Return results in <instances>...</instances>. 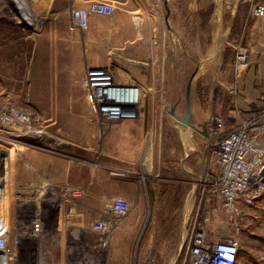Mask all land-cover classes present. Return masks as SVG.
I'll use <instances>...</instances> for the list:
<instances>
[{"label":"rangeland","instance_id":"obj_1","mask_svg":"<svg viewBox=\"0 0 264 264\" xmlns=\"http://www.w3.org/2000/svg\"><path fill=\"white\" fill-rule=\"evenodd\" d=\"M98 2L0 0V264H188L198 228L212 242L239 243L238 203L229 214L209 191L218 174L209 124L217 117L223 133L263 106L259 99L243 111L231 101L248 59L264 63V17L252 14L263 1L171 0L165 18L160 0H143L132 27L147 43L135 40L133 57H120L115 38L100 31L116 10L75 24L74 11ZM93 18L99 32L87 37ZM194 71L183 126L174 116L185 115ZM85 80L94 94L95 85L115 84L100 92L117 87L124 117H102ZM135 80L140 91L127 88ZM28 131L32 142L11 143ZM32 152L39 181L27 182L35 170L21 163ZM224 215L233 217L232 235ZM246 247L237 264H264V234Z\"/></svg>","mask_w":264,"mask_h":264},{"label":"built area","instance_id":"obj_2","mask_svg":"<svg viewBox=\"0 0 264 264\" xmlns=\"http://www.w3.org/2000/svg\"><path fill=\"white\" fill-rule=\"evenodd\" d=\"M254 6L253 16L264 17V0ZM115 8L106 2L93 3L89 7L74 11L75 24L85 28L90 15L111 16ZM236 61H243L238 57ZM83 85L92 99L101 105L106 102L105 94L95 95L89 83ZM100 98V102L98 100ZM263 106L247 117L245 121L231 127L223 133L218 132L223 125L220 119L213 117L209 124L210 137L215 139L213 153L218 165V174L210 185L213 194H217L220 206L229 214H236V204L242 202L252 206L264 192V96ZM116 106V105H115ZM111 105V107H115ZM109 108V107H108ZM106 108V109H108ZM103 109V107H102ZM119 109V107L117 108ZM121 112V111H120ZM119 115V111H116ZM129 116V115H128ZM7 119V118H4ZM110 120V119H109ZM121 212V207L117 208ZM239 243L234 236L220 242L206 239L205 232L199 228L192 231L187 251L188 264H237ZM7 256V244L0 240V257Z\"/></svg>","mask_w":264,"mask_h":264},{"label":"crops","instance_id":"obj_3","mask_svg":"<svg viewBox=\"0 0 264 264\" xmlns=\"http://www.w3.org/2000/svg\"><path fill=\"white\" fill-rule=\"evenodd\" d=\"M104 2H108L110 4L115 5V3H118L120 5L114 6L116 12L115 15L111 18L106 19L103 18V28L100 29L101 32L104 34L112 35L108 39L112 37V40L115 38L116 46L118 47L120 53L119 56L123 57L124 54H126L129 57H133V53L131 51L134 50L135 53V46L133 43L135 40L137 41H143L147 43V36L145 35V38H143V35L141 36L142 39H139L137 37V34L135 33L133 22L134 19L132 18V14L136 13V11L139 10V8L143 7L144 2L143 0H103ZM94 19V18H93ZM89 21V28L87 29L86 36L88 37L89 34L96 32L98 33L99 30L96 27V25H93V21H96V19ZM142 23L144 22L141 20ZM144 24V23H143ZM166 24V23H165ZM135 28H139V25L137 23L134 24ZM94 28V31L92 29ZM134 35V38H133ZM85 36V35H84ZM114 37V38H113ZM145 39V40H143ZM70 47V44H69ZM146 49H148L146 47ZM150 48L148 53H145V57L141 59V61H147V58L152 57V53L150 52ZM115 51V50H114ZM145 51V50H144ZM146 59V60H145ZM148 62V61H147ZM90 73L86 71V75L88 76ZM160 73H162V70H160ZM236 70V74H238ZM95 73H92L90 77H94ZM244 76V81L239 82L237 92L238 96L233 97L231 99L232 104L236 106H240L243 111H247L250 107L257 105L259 103V99L261 95H264V63L260 62V59L257 58V56H251L248 59V64L245 69V71L242 73ZM93 80V79H92ZM90 79V81H92ZM137 82V85H128L127 88L132 89L133 91H140L139 87H143L141 82ZM135 82V83H136ZM70 83V82H69ZM98 84V83H97ZM140 84V85H139ZM109 85H115L112 83L108 84H98L94 87H108ZM138 89V90H137ZM142 89V88H141ZM258 106V105H257ZM231 128V127H230ZM262 146L264 147V138L261 142ZM31 155V156H30ZM27 161L26 163H21L23 165H27V169H32L35 172L31 173L28 177L27 182H33L34 179L39 181V173L36 172V169L38 165L33 166V155L32 153H27ZM32 165V168L29 165ZM17 163V170H22L23 165H20ZM36 173V174H35ZM24 180L23 177L18 178L16 176L15 181L17 180ZM34 184V183H33ZM237 207L239 209V215L237 216L239 221V247L240 250L244 248V245H247V249H250V246L257 245L259 242H261V238L264 234L263 230V221H264V195H262L259 199L255 200L254 204L252 206H247L242 202H239L237 204ZM224 220V229L226 233H229V235H232L234 224L233 223V217L230 216L229 219L226 215L223 217Z\"/></svg>","mask_w":264,"mask_h":264},{"label":"bare ground","instance_id":"obj_4","mask_svg":"<svg viewBox=\"0 0 264 264\" xmlns=\"http://www.w3.org/2000/svg\"><path fill=\"white\" fill-rule=\"evenodd\" d=\"M169 10H171V9H169ZM171 12V11H170ZM171 14V13H170ZM216 43H217V41H216ZM217 45V44H216ZM213 53H214V51H213ZM216 56V55H215ZM213 58V57H212ZM198 75V74H197ZM90 87V86H89ZM111 88H113L114 89V93L113 94H111V95H108L107 93H105V92H103V91H101L100 92V90H101V87L100 88H97L96 90H95V94L96 95H100L101 94V96L103 95V94H105V98H106V101H107V103L106 102H100V98L98 97V100H99V102L100 103H105L104 105H101V104H99L98 102H96L97 104H98V106H99V108H100V113H101V115H102V117H105V118H109V119H115V118H119V117H124V115H125V113L123 114V112H125L124 111V107H125V105H124V103L123 102H121L119 99H118V96H117V87L116 86H111ZM90 89H92L91 87H90ZM94 91V89H92V92ZM111 105H116L115 107H111ZM102 107H103V109H102ZM109 107V108H108ZM119 107V109H117ZM106 108H108V109H106ZM116 111H119V115L116 113ZM121 111V112H120ZM11 118H16V119H20L24 124L26 123V122H28V120L29 119H27L26 117L24 118V117H22V116H20V115H15V114H13V115H9ZM183 126H185V125H183ZM38 138V137H37ZM14 139H16V140H18V141H15ZM32 139H33V135L31 134V133H29V131L27 132V133H25V134H21V135H16V136H13V138L11 139V143L12 144H14V145H22V144H24V142H26V141H30L31 140V142H32ZM20 141H22V142H20ZM18 148H23V147H21V146H17ZM28 149V148H27ZM31 154V153H30ZM32 155L35 157L36 156V153L35 152H32ZM195 185V187H197V185L199 184V182H198V180H195V183H194ZM199 186V185H198ZM37 217V216H36ZM38 222V221H37ZM36 223V222H35ZM24 226V225H23ZM33 231V230H32ZM37 231V230H36ZM35 230L33 231V233L34 232H36ZM21 233V232H20ZM41 234H42V231H41ZM37 234H35V236H36ZM33 235H31V237H32ZM34 236V237H35ZM23 237V236H22ZM20 239V238H19ZM2 242H4V244H7V242L4 240V239H0ZM32 240V239H31ZM36 248H37V246H36ZM27 249V248H26ZM37 258H38V256H37ZM5 259V257H0V260H4ZM38 260L40 261V259L38 258ZM40 264V263H39Z\"/></svg>","mask_w":264,"mask_h":264},{"label":"water","instance_id":"obj_5","mask_svg":"<svg viewBox=\"0 0 264 264\" xmlns=\"http://www.w3.org/2000/svg\"><path fill=\"white\" fill-rule=\"evenodd\" d=\"M164 6L165 9V18H167L170 15V8L172 7L171 0H160ZM218 9L221 10V8L218 6ZM196 74V71H194L190 77V79L187 82L186 85V92H185V103H186V112L182 119H178L174 116L175 119H177L182 125L189 126V121L191 118V102H190V94H191V83L193 80L194 75ZM264 173V170L262 171Z\"/></svg>","mask_w":264,"mask_h":264}]
</instances>
